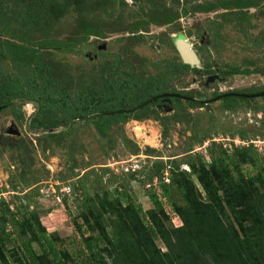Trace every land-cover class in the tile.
Returning a JSON list of instances; mask_svg holds the SVG:
<instances>
[{
    "label": "trees",
    "instance_id": "trees-1",
    "mask_svg": "<svg viewBox=\"0 0 264 264\" xmlns=\"http://www.w3.org/2000/svg\"><path fill=\"white\" fill-rule=\"evenodd\" d=\"M85 1L0 0V107L16 99H33L39 102L40 110L32 123L38 122L40 127L54 128L67 125L71 119H86L106 135L115 123L142 117L151 104L161 101L160 97H164L161 93L173 91L167 87L168 82L199 71L184 63L177 50L174 57L155 62L153 73L138 70L119 55L117 60L98 65L88 58L91 64L83 63L82 69L78 67L79 74L73 73L68 63L58 66L44 60L43 53L47 50L73 51L92 34L103 35L101 26L91 21L81 24L80 37L59 40L46 34L48 36L39 42L25 44L29 31L45 33L51 21L66 17L70 6L80 7ZM133 2H150L153 8L158 5L157 0ZM100 3L105 2L101 0ZM256 4L254 0H216L208 5L198 4L193 9L227 8L228 11L221 14L222 21H213L215 29L219 31L225 22L236 19L239 26L248 30L252 24L244 9ZM157 11L154 8L150 11L153 17L134 20L125 29L137 33L140 29L147 30L151 22L168 23L179 17V12ZM136 35L130 38L132 44L141 41V36ZM203 48L206 50L199 46L200 50ZM18 60H22L19 66L3 67L4 61L12 65ZM206 66L209 68L210 64ZM250 71L236 69L224 73ZM255 71L264 73V70ZM257 90L263 91L264 86ZM152 97L156 99L151 100ZM232 97L223 96V99ZM189 103L202 105L196 101ZM24 105H31L32 114L35 112L33 104ZM125 109L130 110L120 112ZM30 116L26 118L21 111L18 118L27 122ZM127 143L133 153L140 151L135 142L128 139ZM210 145L211 161L208 163L198 155L195 160H188L190 170L181 168L174 160L172 164L166 163L172 165L169 181L164 175L159 177L163 166L155 163L158 175L152 171L146 174L150 183L154 181L152 178L158 177L148 191L154 207L147 211L134 201L123 202L120 196L110 198L108 191L103 196L99 193L92 196L84 190V210L73 218L84 243V250H80L83 258L59 245L61 239L48 233L23 195H19L20 203L16 206L26 211L21 220L10 210V204L1 200L5 208L0 209V264H76L80 259V264H264V153L253 144L234 145L233 148L217 142ZM244 164L253 165L257 172L246 174L242 168ZM136 173L138 170L131 175ZM64 184L70 185L71 193H75V185ZM35 191L38 193L39 187ZM167 205L182 224L168 225L171 216ZM5 211L13 215L15 232H9L13 241L10 248L2 235L9 223ZM34 243L41 249L40 253L35 251Z\"/></svg>",
    "mask_w": 264,
    "mask_h": 264
},
{
    "label": "rangeland",
    "instance_id": "rangeland-1",
    "mask_svg": "<svg viewBox=\"0 0 264 264\" xmlns=\"http://www.w3.org/2000/svg\"><path fill=\"white\" fill-rule=\"evenodd\" d=\"M215 1L157 0L158 5L154 8L159 12H179V17L168 23L151 22L147 30L132 33L125 29L126 25L137 19L153 17L150 11L154 8L150 2L102 0L105 2L102 5L99 4L101 0H86L80 7L70 6L66 17L51 21L45 33L29 31L25 44L39 42L48 35L59 40L80 37L83 32L81 24L88 21L101 26L103 35L92 34L87 42H80L73 51L61 48L43 53L46 62L58 66L68 63L75 74H79L78 67L82 69V64L89 63V59L98 65L116 59L118 55L129 64L133 63L138 70L153 73L155 62L176 55L174 40L184 35L201 56V64L196 66L199 71L182 75L181 80L174 79L167 87L172 90L189 87L193 96L190 100H200L202 105H191L185 99L174 102L175 108L162 102L154 103L142 117H130L125 123H115L106 135L94 122L86 119H71L67 125L54 128L40 127L38 122L28 126L29 119L20 121L18 115L21 111L26 118L32 115L31 105H24L22 109L3 105L0 107V209L5 208L1 200L6 201L21 220L26 211L23 207L18 210L16 206L20 203L19 195H23L30 204L29 209L36 210L48 233L61 239L59 245L83 258L80 250H84V243L73 218L84 210V190L92 196L95 193L103 196L108 191L110 198L120 196L123 202L127 199L134 201L147 211L154 207L148 191L152 190L158 177L152 178L154 181L150 183L146 174L152 171L158 175L155 163L163 166L159 177L165 174V170L170 173L172 165L166 163L173 160L181 168L190 170L188 160H195L197 155L207 163L211 161L209 146L213 142L208 141L211 138L229 143V138L244 140L253 135L264 136V95L245 100L238 96L230 99L217 97L220 93L232 96L234 92H257L264 86V74L255 71L264 70V0H254L257 2L255 6L244 9L252 24L248 30L233 19L225 22L219 31L213 21H222L221 14L228 11L227 8L193 9L198 4L208 5ZM135 34L141 36V41L132 44L130 38ZM3 35L7 34L4 32ZM157 45L161 47L157 49ZM201 45L206 50H200ZM4 63L3 67L14 68L22 60L12 65ZM206 63L210 64L209 68ZM217 68L223 73L236 69L253 72L224 73L226 76L218 83L210 82L208 78ZM210 98L214 99L209 101ZM12 123L17 125L18 135L8 131ZM128 139L140 147L138 153L132 152L128 146L130 142L125 144ZM242 168L246 174L257 172L251 164H244ZM136 170L138 173L132 176ZM64 183L75 185V193H71V189L68 193H59L58 186L61 188ZM37 187L38 193L35 191ZM167 210L171 216L168 225L182 224L168 205ZM5 214L9 223L2 235L10 248L13 241L9 232H15L13 215L10 211ZM158 243L163 246L160 241ZM33 247L37 253L41 252L36 243Z\"/></svg>",
    "mask_w": 264,
    "mask_h": 264
},
{
    "label": "water",
    "instance_id": "water-1",
    "mask_svg": "<svg viewBox=\"0 0 264 264\" xmlns=\"http://www.w3.org/2000/svg\"><path fill=\"white\" fill-rule=\"evenodd\" d=\"M102 44H104V42H102ZM176 46H177V50L178 53L182 59V61L186 64L191 65L192 67H196L198 65L201 64V57L198 53V51L196 50V48H194L193 44L188 41V39L184 36V35H179L176 39ZM160 46L157 45V48H159ZM163 96H179L177 94L174 93H166V94H162ZM226 96H228L229 94L226 93L224 94ZM254 95H264V92L259 93V94H254ZM156 97H152L151 100H155ZM150 100V101H151ZM27 103H31L34 106H36V110L35 112L30 116L29 120H28V126H30V124L32 123L33 118L36 116L37 112L40 110V104L38 101L33 100V99H23V100H16L10 104H7V106L9 107H15V106H20V105H24ZM138 109V108H136ZM130 109H125V110H120V112H128ZM134 111V110H133ZM113 113V112H111ZM9 133L11 134H19V130L17 128V125H15V123H12V125L10 126V128L8 129Z\"/></svg>",
    "mask_w": 264,
    "mask_h": 264
},
{
    "label": "flooded vegetation",
    "instance_id": "flooded-vegetation-1",
    "mask_svg": "<svg viewBox=\"0 0 264 264\" xmlns=\"http://www.w3.org/2000/svg\"><path fill=\"white\" fill-rule=\"evenodd\" d=\"M160 46V45H159ZM174 46H175V48H176V50H177V46H176V40H174ZM157 48V47H156ZM160 48V47H159ZM195 48V47H194ZM158 49V48H157ZM197 50V49H196ZM178 51V50H177ZM199 53V52H198ZM179 54V53H178ZM201 57V56H200ZM217 71H215L214 73H212V75H210L209 76V78H208V80H210V82H213V83H218L219 81H221L223 78H224V76H226L219 68L218 69H216ZM264 74V73H263ZM185 84V83H184ZM262 92H264V90L263 91H261V92H250V91H245V92H234L235 94L234 95H232L233 97H243V98H245V99H254V96H256V95H254V94H259V93H262ZM166 93H174V94H177V95H179L180 94V96L179 97H177L176 95L175 96H171V97H168V96H164V97H160L161 98V101H159V102H157V103H155V104H160L161 102H162V104H164V105H168L169 107H173V108H175V105L173 106V104H174V102H176L177 100H175L176 98H178V99H185V100H187V101H196V102H201L202 103V101H200V100H190V99H192V97L193 96H191V94H188V93H191V91H190V88L189 87H185L183 90H173V91H168V92H163V93H161V94H166ZM223 96H225L224 95V93H220L217 97H221V99H223ZM214 97H216V96H214ZM212 99H214V98H210V100L209 101H211ZM244 99V100H245ZM179 102V101H178ZM172 103V104H171ZM170 104V105H169ZM16 135V134H15Z\"/></svg>",
    "mask_w": 264,
    "mask_h": 264
},
{
    "label": "built area",
    "instance_id": "built-area-1",
    "mask_svg": "<svg viewBox=\"0 0 264 264\" xmlns=\"http://www.w3.org/2000/svg\"><path fill=\"white\" fill-rule=\"evenodd\" d=\"M208 141L209 142L222 143L224 147H229V148H231V144H234L235 146H250L251 144H253V146L256 149H258L259 152L264 153V137L259 136V135L252 136V137L249 136V138L246 137V139H244V140L243 139H236V138H229V140H228V141H230L229 143L228 142H219L220 140L218 141V138H211V141L210 140H208ZM169 167H170V165L168 166V168ZM163 175H164L163 177L165 178L166 181L170 180L167 170H165V174H163ZM57 185H59V183ZM70 188L71 187L69 185L62 184V187L59 189L58 192L59 193H61V192L62 193L63 192L68 193L69 191H71ZM53 190L55 191V188H53Z\"/></svg>",
    "mask_w": 264,
    "mask_h": 264
}]
</instances>
